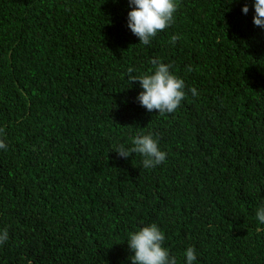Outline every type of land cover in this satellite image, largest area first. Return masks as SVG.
<instances>
[{
    "label": "trees",
    "instance_id": "trees-1",
    "mask_svg": "<svg viewBox=\"0 0 264 264\" xmlns=\"http://www.w3.org/2000/svg\"><path fill=\"white\" fill-rule=\"evenodd\" d=\"M177 4L143 45L129 0H0V264H132L153 223L177 264L189 247L193 264H264V28L254 0ZM154 58L185 82L173 113L127 78ZM149 133L162 164L115 152Z\"/></svg>",
    "mask_w": 264,
    "mask_h": 264
},
{
    "label": "clouds",
    "instance_id": "clouds-1",
    "mask_svg": "<svg viewBox=\"0 0 264 264\" xmlns=\"http://www.w3.org/2000/svg\"><path fill=\"white\" fill-rule=\"evenodd\" d=\"M132 10L128 13V28L139 38L140 44L150 45L152 39L175 23V13L178 10L177 0H129ZM255 26L264 28V0H254ZM248 6L245 4L242 12L247 14ZM179 36L173 35L171 42L174 44ZM154 66V73L141 76L133 75V68L128 69V80L139 81L143 89L137 100L149 112L156 110L160 115L173 113L185 99V82L178 78L172 71L171 65L154 58L150 61ZM191 71V68H189ZM193 96L198 95L195 88L190 89ZM4 139V137H3ZM0 139V149L7 150V145ZM131 147L120 145L115 151L120 157L128 158L132 154L144 157V168H154L166 161L167 154L161 151L158 140L152 134H138L131 142ZM216 176V175H215ZM259 222L264 223V206L256 212ZM9 238L7 229L0 230V245ZM164 233L156 224L144 226L139 231L130 234L128 246L134 253L130 257L132 264H177L176 258L170 256L169 250L163 247ZM186 264L196 261V251L193 247L185 252ZM19 264H22L19 262ZM31 264V262H29Z\"/></svg>",
    "mask_w": 264,
    "mask_h": 264
}]
</instances>
